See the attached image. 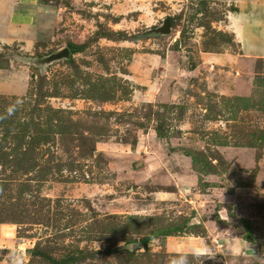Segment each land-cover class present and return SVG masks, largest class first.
<instances>
[{"label": "rangeland", "instance_id": "374dc122", "mask_svg": "<svg viewBox=\"0 0 264 264\" xmlns=\"http://www.w3.org/2000/svg\"><path fill=\"white\" fill-rule=\"evenodd\" d=\"M14 1L21 7L8 37L0 36V224L24 253L1 249L3 264H53L37 252L61 264H168L167 236L155 232L170 233L171 224L189 219L196 226L188 231L202 234L208 223L191 217L211 218L221 205L239 237L240 218H247L252 244L264 254V61H256L245 95L215 93L171 74V49L174 62L189 67L197 50L230 43L211 23L218 7L200 15L198 0ZM70 43L81 45L71 52ZM62 48L66 56L46 58ZM155 124L169 136L144 150L137 131ZM134 138L146 157L128 154ZM181 148L196 158L199 180L188 194L199 207L171 209L170 201L128 213L171 186L135 183L144 175L127 177L124 166L161 161ZM115 168L125 176L116 178ZM234 192L241 196L216 202ZM214 252L203 264H247Z\"/></svg>", "mask_w": 264, "mask_h": 264}, {"label": "crops", "instance_id": "0c3cea01", "mask_svg": "<svg viewBox=\"0 0 264 264\" xmlns=\"http://www.w3.org/2000/svg\"><path fill=\"white\" fill-rule=\"evenodd\" d=\"M206 1L208 9H211L212 5L218 7L219 16L211 23L217 31L226 32L230 36V43L220 41L217 43L216 49L197 50L193 57V64H190L189 67H179L178 63L174 62V57L177 56L176 52L171 49V74L173 72L184 73V77H191L196 81L199 80L202 86L215 93L245 95L252 86L256 74V61H264V0H217L218 4L214 3V1ZM15 2L14 0H0V36L4 38L8 37L7 29L14 24L12 17L15 14V10L17 7H21L15 5ZM141 3L145 7L146 4ZM142 4H139L138 7ZM149 11L154 13L152 9ZM139 19L140 15H138ZM161 27L158 26L157 29L159 30ZM194 31H199V28L195 27ZM178 32L177 30L174 31L175 35L171 43L178 37ZM196 37L199 36L194 35V38ZM138 130L137 132L140 133H138L136 138L143 141L146 139L147 145H143L145 147L144 150L147 149L149 144L151 145L152 143L153 145V142L162 146V139L155 137L151 127L146 129L139 128ZM182 134L183 132L180 133V135ZM101 144L102 142H96L97 147H101ZM173 147L174 144H171V148ZM98 149L101 150V148ZM127 149L128 154L134 158L145 155V152L138 148V140H135L134 145L128 146ZM117 158L119 157L117 156ZM119 167H121L120 164ZM124 167L125 172H127L126 175H129L127 177L132 175L134 178H138L137 174L144 175L143 180H137L135 183L171 186V190L168 191L155 190L150 192V198L141 199L144 200L143 203L134 204V208L139 209L128 213H145V208L155 203L164 202V204H167L170 201L171 209L176 208L178 205L190 206L192 207L191 209L199 207L200 204L193 200L195 194H188L197 176L191 169L189 157L178 152V150L171 149V155H167L161 161L149 162L145 161L144 158L135 169L129 166ZM118 169H113L115 172L112 173L115 174L116 178L119 176L124 177L125 172L122 169L118 171ZM163 180H165V183ZM208 188H211V191L215 189L212 186ZM198 195L202 196L203 194L199 193ZM240 196L239 192H234V194L227 193V195L223 194L222 198H217L216 202L228 204ZM176 212L178 213L179 211ZM246 212H249V210L240 212V217L244 216ZM216 217L218 222L214 221L212 217L204 219L199 217L198 219L192 216L191 218L195 219V223H198L199 220L202 226L203 223H208L204 224L206 226H203V233L194 235L182 232L167 236L166 250L175 253L181 249L188 251L192 247L207 245L212 250L218 251L224 258L232 257L247 264H264V254L258 251L257 246L236 235L235 225L230 223L232 214L227 211L224 205H221L216 210ZM188 223L190 222L188 221ZM4 226L6 225L0 224V250L5 249L14 257L22 256L24 248H21L17 238H12L13 230ZM170 238L171 242L168 241ZM3 261V259H0V264H3Z\"/></svg>", "mask_w": 264, "mask_h": 264}, {"label": "trees", "instance_id": "16d2710c", "mask_svg": "<svg viewBox=\"0 0 264 264\" xmlns=\"http://www.w3.org/2000/svg\"><path fill=\"white\" fill-rule=\"evenodd\" d=\"M198 3L201 4V5H203V8H202V10H200V9H196V10H197L196 13H197V14H200V15H201L202 12L207 13V10H206V9H208V7H207V6L205 7L206 0H198ZM201 25H202V24H200V23H196L195 26L198 27V26H201ZM202 26H203V25H202ZM181 34H182V33H181ZM174 43H175V42H174ZM79 45H81V44L70 43V44L68 45V49H69L71 52H76V51H77V47H78ZM164 105H166V104H162V106H164ZM168 105H169V104H168ZM171 105H173V104H171ZM152 129H153L154 134H155V137H156L157 139H164V138H167V137L169 136V132L166 131V130H162L157 124H155V125L152 127ZM134 143H135V138L132 140V142H131V146L134 145ZM179 150H181V153H182L183 155L189 157V159H190L191 169H192L194 172L196 171V173L199 174V171H197V170L194 168V160H195L196 158H195V157H192V156L190 155L191 151L186 150V149H183V148H181V149H179ZM197 180H199V177H197ZM202 181L205 182V183H207V182L204 181V180H202ZM205 185H206V184H205ZM207 185H208V184H207ZM210 186H212V184H209V185H208V187H210ZM206 188H207V187H206ZM137 217H140V216H137ZM212 219H213L214 221L218 222V218L216 217V214L212 217ZM240 219H241L240 222H241V224L243 225V227H244V232H245V233H244L243 235H241L240 237H241L243 240L252 243V242H253V238H252L253 236L250 234V228H249V225H248V223H247V221H246L245 218H240ZM188 221H189V219L185 220V223H181V224H179L178 226H177V225H172V224H171V232H170V233H169V232L167 233L165 230H162V231H157V232H155V234L158 235V236H170V235H172V234H178V233H182V232H185V233H191V231H188V229H190V228H192V227H195L196 224H188ZM30 253H31V254H32V253H35V254H36V250H35V248H31ZM37 254L42 255V256L45 257V259H47L48 261L53 262V264H61V262H62V260H61V261H55L54 258H52L51 256H48L47 254H44L43 252H37ZM71 257H72V256L69 254V255L65 256L63 259L68 260V259H71Z\"/></svg>", "mask_w": 264, "mask_h": 264}, {"label": "clouds", "instance_id": "9594fccd", "mask_svg": "<svg viewBox=\"0 0 264 264\" xmlns=\"http://www.w3.org/2000/svg\"><path fill=\"white\" fill-rule=\"evenodd\" d=\"M214 252L207 245L201 247H192L188 251L181 249L171 255L168 264H203L204 259H211L216 256Z\"/></svg>", "mask_w": 264, "mask_h": 264}, {"label": "water", "instance_id": "95a60500", "mask_svg": "<svg viewBox=\"0 0 264 264\" xmlns=\"http://www.w3.org/2000/svg\"><path fill=\"white\" fill-rule=\"evenodd\" d=\"M167 29H168V24H167L166 21H164V24H163L161 30L166 32ZM66 55H67V48H62L58 52L49 54L46 58L52 60V59H57V58H59L61 56H66Z\"/></svg>", "mask_w": 264, "mask_h": 264}]
</instances>
